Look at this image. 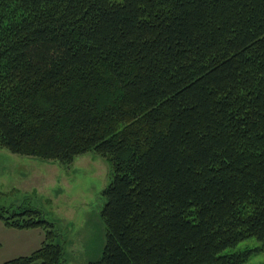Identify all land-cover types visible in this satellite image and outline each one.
Instances as JSON below:
<instances>
[{
    "label": "trees",
    "instance_id": "1",
    "mask_svg": "<svg viewBox=\"0 0 264 264\" xmlns=\"http://www.w3.org/2000/svg\"><path fill=\"white\" fill-rule=\"evenodd\" d=\"M0 146L108 161L87 264L245 262L264 250V0H0ZM0 220L43 231L3 264H62L39 209Z\"/></svg>",
    "mask_w": 264,
    "mask_h": 264
},
{
    "label": "rangeland",
    "instance_id": "2",
    "mask_svg": "<svg viewBox=\"0 0 264 264\" xmlns=\"http://www.w3.org/2000/svg\"><path fill=\"white\" fill-rule=\"evenodd\" d=\"M110 175L108 161L94 151L77 155L71 163L63 165L0 146V209H39L57 228L55 241L63 244L62 264H87L102 253L105 239V225L100 214L105 201L102 190ZM35 234L37 236L36 231ZM2 237L0 235L4 241ZM23 237L17 234L18 246L24 243ZM25 244L24 250L19 251L16 246L8 257L37 248L40 241H26ZM258 245V241L250 237L227 248L226 252ZM241 264H264V250L253 251Z\"/></svg>",
    "mask_w": 264,
    "mask_h": 264
},
{
    "label": "crops",
    "instance_id": "3",
    "mask_svg": "<svg viewBox=\"0 0 264 264\" xmlns=\"http://www.w3.org/2000/svg\"><path fill=\"white\" fill-rule=\"evenodd\" d=\"M16 229L18 230V232H16ZM35 231L37 232V236L35 234ZM22 232V233H20ZM17 234L19 235H24V243L22 245H17L15 238L17 236ZM0 235H2L4 238V241L0 239V264H3V262L7 259H9V257H11L14 251V248H16V246L18 248H20L19 251L24 250V248H26V241H34V240H39L41 243V240L43 239V231L39 228H30V229H19V228H14L13 227H8L5 226L3 224V222L0 220ZM27 235V236H26ZM34 236V238H33ZM14 237L13 240L10 241V239H12ZM39 239H38V238ZM35 249V248H34ZM33 249L30 248V251L28 252H24V253H19L17 255H23V254H27L29 252H31ZM8 251H9V255H8ZM9 256V257H8Z\"/></svg>",
    "mask_w": 264,
    "mask_h": 264
}]
</instances>
